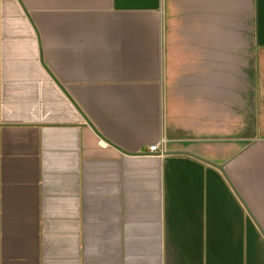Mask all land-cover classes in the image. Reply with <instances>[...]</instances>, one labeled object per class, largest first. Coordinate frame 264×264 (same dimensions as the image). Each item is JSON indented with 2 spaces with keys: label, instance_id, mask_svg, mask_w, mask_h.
<instances>
[{
  "label": "crops",
  "instance_id": "crops-1",
  "mask_svg": "<svg viewBox=\"0 0 264 264\" xmlns=\"http://www.w3.org/2000/svg\"><path fill=\"white\" fill-rule=\"evenodd\" d=\"M0 264H264V0H0Z\"/></svg>",
  "mask_w": 264,
  "mask_h": 264
},
{
  "label": "built area",
  "instance_id": "built-area-1",
  "mask_svg": "<svg viewBox=\"0 0 264 264\" xmlns=\"http://www.w3.org/2000/svg\"><path fill=\"white\" fill-rule=\"evenodd\" d=\"M164 140H161L160 142L156 143V144H153V145H150L146 152L150 155H154V154H161L164 150Z\"/></svg>",
  "mask_w": 264,
  "mask_h": 264
}]
</instances>
